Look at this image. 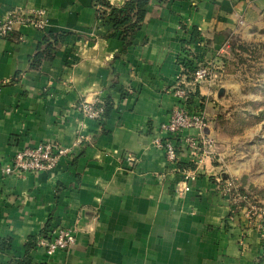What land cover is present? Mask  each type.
<instances>
[{
    "label": "crops",
    "instance_id": "crops-1",
    "mask_svg": "<svg viewBox=\"0 0 264 264\" xmlns=\"http://www.w3.org/2000/svg\"><path fill=\"white\" fill-rule=\"evenodd\" d=\"M16 7L44 11L45 26L18 23L0 38V264H261L256 222L219 181L217 144L179 193L181 176L153 140L177 104L179 59L195 51L213 64L229 37L262 25L264 0H150L128 40L112 34L98 0H0V20ZM195 27L202 42L187 44ZM51 33L65 37L33 67ZM216 76L200 86L209 135ZM83 100L108 114L84 117ZM79 134L85 140L52 170H1L25 147L71 146ZM60 226L77 229L73 248L32 245Z\"/></svg>",
    "mask_w": 264,
    "mask_h": 264
},
{
    "label": "built area",
    "instance_id": "built-area-1",
    "mask_svg": "<svg viewBox=\"0 0 264 264\" xmlns=\"http://www.w3.org/2000/svg\"><path fill=\"white\" fill-rule=\"evenodd\" d=\"M43 14L44 11L27 14L19 7L9 10L5 18L0 20V38H6L14 32L18 23H31L40 29L44 28ZM191 55L179 59L181 67L173 89L177 104L169 119L161 123L153 140L158 148L163 149L171 170L181 176L184 185L178 188L179 193L190 189L189 181L197 178V170L206 159L213 158L216 147V142L206 131L209 120L204 110L189 109L187 106L197 87L214 76L209 66L203 62L197 63ZM189 71L191 74L188 73ZM189 76L192 78L189 79ZM129 92L134 93L133 90ZM77 109L88 119L100 121L105 115V107L101 102L83 100ZM84 138V135L79 134L71 146H65L57 141H45L35 147H25L19 150L9 162L3 164L1 170L4 175L52 170L63 156H72L74 148L81 144ZM130 159L133 160V158ZM219 181L223 183L225 193L232 197L236 205L245 210L247 219L256 222L262 246L261 264H264V204L253 200L233 178L220 177ZM76 242L77 229L60 226L39 236L37 246L53 254L58 250L73 248Z\"/></svg>",
    "mask_w": 264,
    "mask_h": 264
},
{
    "label": "rangeland",
    "instance_id": "rangeland-1",
    "mask_svg": "<svg viewBox=\"0 0 264 264\" xmlns=\"http://www.w3.org/2000/svg\"><path fill=\"white\" fill-rule=\"evenodd\" d=\"M224 47L205 64L217 75L209 96L216 165L264 204V14L252 34L231 36Z\"/></svg>",
    "mask_w": 264,
    "mask_h": 264
},
{
    "label": "trees",
    "instance_id": "trees-1",
    "mask_svg": "<svg viewBox=\"0 0 264 264\" xmlns=\"http://www.w3.org/2000/svg\"><path fill=\"white\" fill-rule=\"evenodd\" d=\"M150 0H126L123 4L117 5L111 3L109 0H98L102 10L99 15L104 18L108 23L112 24L114 33L113 35H120L123 39L128 40L141 28V25L147 14V7ZM64 34L51 33L49 37L44 39V44L40 43L37 53L32 57V66L39 67L45 59H51L54 57V52L59 42L64 39ZM200 31L195 27L192 31L190 38L186 41L187 44H201ZM193 59L198 62L203 61L204 53L192 52ZM190 62V61H189ZM192 63V62H190ZM189 63V64H190ZM197 67V66H196ZM191 71V70H190ZM188 72L191 74V72ZM192 77L189 76V79ZM205 97L200 92V87H197L195 92L192 93V97L188 102L189 109H202L204 107L203 101ZM105 115L108 114V108L104 104ZM103 118V119H104ZM186 166H189L185 163ZM32 245L37 246L38 237H34L31 240ZM30 247V244L27 245Z\"/></svg>",
    "mask_w": 264,
    "mask_h": 264
},
{
    "label": "water",
    "instance_id": "water-1",
    "mask_svg": "<svg viewBox=\"0 0 264 264\" xmlns=\"http://www.w3.org/2000/svg\"><path fill=\"white\" fill-rule=\"evenodd\" d=\"M229 178V177H228Z\"/></svg>",
    "mask_w": 264,
    "mask_h": 264
}]
</instances>
